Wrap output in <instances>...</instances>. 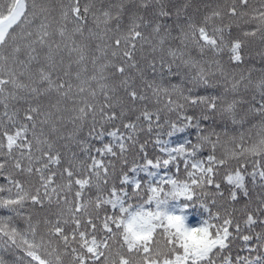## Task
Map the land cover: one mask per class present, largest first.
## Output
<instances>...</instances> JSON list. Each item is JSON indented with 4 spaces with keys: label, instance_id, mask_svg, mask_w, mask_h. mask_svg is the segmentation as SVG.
Instances as JSON below:
<instances>
[{
    "label": "snow or ice",
    "instance_id": "1",
    "mask_svg": "<svg viewBox=\"0 0 264 264\" xmlns=\"http://www.w3.org/2000/svg\"><path fill=\"white\" fill-rule=\"evenodd\" d=\"M188 7L0 3V246L27 264H264L246 183L251 160L264 189V68L237 71L264 46V0ZM29 203L50 211L19 228Z\"/></svg>",
    "mask_w": 264,
    "mask_h": 264
},
{
    "label": "trees",
    "instance_id": "2",
    "mask_svg": "<svg viewBox=\"0 0 264 264\" xmlns=\"http://www.w3.org/2000/svg\"><path fill=\"white\" fill-rule=\"evenodd\" d=\"M8 2V0H0V3H5ZM27 2L31 3V0H27ZM48 2H50L53 5H57L58 3L61 2V0H48ZM84 2H87V0H81V3L83 5ZM121 0H96V3H104V4H108V3H120ZM124 3H129L131 2V0H123ZM181 8H183V5H189L187 12L189 14H194L197 12L198 9H200V15L202 17L203 13V5L206 3H224V2H231V0H178ZM251 3H256L257 0H250ZM173 12V16L175 15V9L172 10ZM54 16H58V11L54 12L53 14ZM160 23L165 24L166 26H170L171 22L167 21L165 19H161ZM225 25H228L230 23L229 18H225L224 22ZM114 26V25H113ZM232 29L235 31L236 30V23L233 22L231 24ZM254 25H244L243 23H241V27L239 29V31L242 33L244 31H251L252 27ZM69 27H71V25H69ZM19 29L16 30L17 34H19ZM176 33H173V35H175ZM92 47H95V42H92ZM225 59H227V57H224ZM21 59H24L23 56H21ZM64 63L65 66H67V64L69 63V58L67 56V53H64ZM89 69H91V64L89 63L88 65ZM264 68V46L260 45L258 42L255 43L249 50L245 51L243 53V62L240 64L239 69H237L238 72L243 71L245 75H248L250 70H254V72L252 73L253 76H256L259 74L260 70ZM73 74L75 72V66L73 65V70H72ZM65 79H67V77H65ZM200 94H204L203 92H201ZM25 107H27V105H25ZM3 109L0 108V113H2ZM249 127V125H245L244 129H241L239 127L236 128V134H239V132L246 130ZM220 130V129H218ZM96 131H100L99 128L96 129ZM88 129L85 128L84 130V134L87 135ZM187 135V134H185ZM193 140L195 139L194 133L192 134L191 137ZM89 139L91 140L93 146L98 147L99 144L97 141H95L94 139H92L91 137H89ZM179 139H184V136L179 137ZM105 142H107V139L105 140ZM206 154V153H205ZM254 168V164L253 162L250 160L248 163V167H247V173H249V175H246V183L247 186L249 188V190L252 192V195L259 199V196L261 195L262 192H264V189L261 188V183H260V179L259 176L257 175L256 177V182L253 183L252 182V177L250 175V173H252ZM256 171L257 173L260 171V168L257 166L256 167ZM143 175V173H141V176ZM0 186H7V182L4 179L3 176H0ZM75 191V189H74ZM246 198L243 197V195L241 194L240 196V205L238 206H242L244 203V200ZM55 207L53 206V208L51 209V211H54ZM29 211L33 212V213H39L40 214V218H43V216L50 211V209L47 207V205L45 206V208L41 209L39 208V206H37L36 208H31L30 203L27 204L25 206V209L23 210V216L21 218H18L15 223L16 226L19 228H23L25 226V217H27L29 215ZM9 215V213H7L5 210L0 209V216H6ZM101 216H103V213L101 214ZM54 218V217H53ZM198 219V216L194 213V212H190L189 213V220L191 222H195ZM261 219H264V217H262ZM261 231V228L259 226V224L253 229V232L251 233L252 235H255V233ZM248 234V233H245ZM253 246L255 245V240H253ZM246 248V246L241 242L239 244L236 245V247L233 249L232 255L235 256L237 252H239L240 255L242 256H246L248 255V252L246 250L242 251L241 249ZM253 256L255 255V253L252 254ZM23 259L24 264H27V258H25V254L23 252V250L20 249H15L13 247H9V248H5L3 246H0V260H2L4 262V264H21V260Z\"/></svg>",
    "mask_w": 264,
    "mask_h": 264
}]
</instances>
